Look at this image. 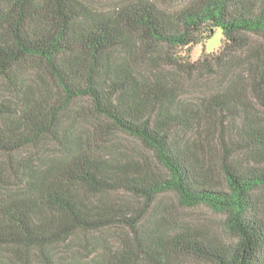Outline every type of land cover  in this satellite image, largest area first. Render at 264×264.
<instances>
[{"label": "trees", "instance_id": "trees-1", "mask_svg": "<svg viewBox=\"0 0 264 264\" xmlns=\"http://www.w3.org/2000/svg\"><path fill=\"white\" fill-rule=\"evenodd\" d=\"M169 198L218 212L222 233ZM0 250L264 264V0H0Z\"/></svg>", "mask_w": 264, "mask_h": 264}, {"label": "rangeland", "instance_id": "rangeland-1", "mask_svg": "<svg viewBox=\"0 0 264 264\" xmlns=\"http://www.w3.org/2000/svg\"><path fill=\"white\" fill-rule=\"evenodd\" d=\"M88 1L93 5H95L96 7L109 9L111 6L124 0H88ZM154 1L165 9H174L180 6L182 2H184V0H154ZM222 37H223L222 30L217 29L216 32L210 38L204 41L203 44L197 45L194 48L193 58L197 59L202 53L204 48L206 49L207 52L217 50L221 44ZM116 139H118L119 142L120 141L123 142V144L127 146H132L137 149H142L140 143L137 140L129 136H126L125 134H120L116 136ZM123 199L131 200L132 202L135 203V200L131 197L125 196ZM169 199L173 201V203H170V205L171 208L174 210V215L176 217L183 218L185 220L195 221L196 223L202 224L203 226L212 228L218 234L222 233V227H221L222 216L218 212L212 210L206 205H197L193 207L179 206L174 202L173 198H169ZM108 232L110 234L109 242L114 244L119 241L121 234L129 233V230L126 227L116 226L111 228ZM2 252L7 253L8 251L0 250V255ZM34 258L40 262L39 255L32 256V259ZM182 264H211V263L204 260L185 259L182 262Z\"/></svg>", "mask_w": 264, "mask_h": 264}]
</instances>
